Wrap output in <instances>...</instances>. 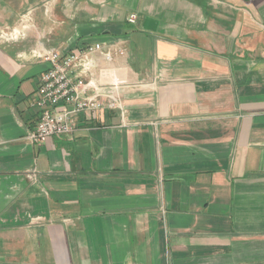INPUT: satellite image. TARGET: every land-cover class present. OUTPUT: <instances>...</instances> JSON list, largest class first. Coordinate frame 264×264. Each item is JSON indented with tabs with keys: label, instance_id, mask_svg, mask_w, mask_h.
Masks as SVG:
<instances>
[{
	"label": "crops",
	"instance_id": "0c3cea01",
	"mask_svg": "<svg viewBox=\"0 0 264 264\" xmlns=\"http://www.w3.org/2000/svg\"><path fill=\"white\" fill-rule=\"evenodd\" d=\"M119 40L122 108L31 142L44 55ZM0 264H264V0H0Z\"/></svg>",
	"mask_w": 264,
	"mask_h": 264
},
{
	"label": "built area",
	"instance_id": "2783aa9c",
	"mask_svg": "<svg viewBox=\"0 0 264 264\" xmlns=\"http://www.w3.org/2000/svg\"><path fill=\"white\" fill-rule=\"evenodd\" d=\"M51 4L52 1L44 3L47 12ZM137 19L136 13L127 18L130 23H136ZM126 54L127 41L119 40L89 44L80 51H53L44 55L51 67L41 75L38 90L32 98L40 113L27 138L31 142L44 143L53 137L71 136L78 129L81 113L122 108L119 94L129 84L113 82L111 69L103 65Z\"/></svg>",
	"mask_w": 264,
	"mask_h": 264
}]
</instances>
